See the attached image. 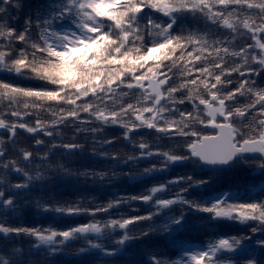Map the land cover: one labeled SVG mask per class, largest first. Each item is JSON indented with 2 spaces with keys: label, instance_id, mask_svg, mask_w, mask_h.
I'll list each match as a JSON object with an SVG mask.
<instances>
[{
  "label": "snow or ice",
  "instance_id": "1",
  "mask_svg": "<svg viewBox=\"0 0 264 264\" xmlns=\"http://www.w3.org/2000/svg\"><path fill=\"white\" fill-rule=\"evenodd\" d=\"M108 126L122 128L130 144L141 129L171 142L168 150L134 145L139 154L124 163L160 160L144 175L184 163L192 173L106 204H46L58 173L108 175L73 171L54 162L56 152L84 153L90 136L92 156L120 162L108 150ZM22 133L35 147L19 146ZM239 167L264 174V0H0V264H56L75 244L71 254L91 264H264V182L255 195H185ZM129 201L149 210L128 215ZM27 203L85 222L14 225ZM184 208L247 231L187 249L180 260L163 251L144 260L151 237L184 226Z\"/></svg>",
  "mask_w": 264,
  "mask_h": 264
},
{
  "label": "trees",
  "instance_id": "2",
  "mask_svg": "<svg viewBox=\"0 0 264 264\" xmlns=\"http://www.w3.org/2000/svg\"><path fill=\"white\" fill-rule=\"evenodd\" d=\"M32 4L39 3V0H29ZM33 86V85H27ZM123 129L118 126H108L104 129V136L113 140V144L108 146V150L115 152L120 157V162L116 163L106 160L101 156H92V143L89 136L88 142L85 143L83 136L79 138L81 143H85L87 151L78 155L65 159L63 153L56 152L53 157L56 163H65L69 168L76 172L85 170L105 172L108 175L103 179L99 176H83L74 175L71 177H63L57 174L59 178L54 179L44 190L43 197L46 204L55 206L71 205V204H106L117 197H130L145 192L146 189L158 185L164 181L173 179L180 175L192 173V166L188 163L176 164L170 167L166 172L156 175H144L143 170L151 167L153 164L159 166L160 160H141L136 163H124V159L128 155H138L139 152L134 148L141 140L147 141L153 148L159 147L161 150H168L172 146L167 140H157L151 130L141 129L140 135H137L130 144L123 136ZM64 138L70 139L72 132L63 130ZM30 134L22 133L19 138V146L25 148L35 147V142L30 139ZM46 140L48 147L52 143H60L59 139L40 137ZM103 138V137H101ZM115 172L116 175H112ZM16 180L13 179V183ZM261 182H264V174L259 169L253 170L249 167H239L230 170L227 173L216 174L214 183L207 189L190 190L185 195L188 199L200 200L203 196H210L221 191L239 192L244 196L245 191L255 195L259 191ZM173 188V192L178 191ZM40 193L34 192L33 197L39 198ZM51 197V200H49ZM128 205L122 206V209L128 215L135 214L132 208H135L139 214H146L149 210L142 202L129 201ZM185 213V224L179 227L177 231L170 233H158L151 237L150 242L145 245L143 259L150 260L154 252L163 251L165 255L162 257L169 260H180L185 250H199L205 247L208 242L215 241L219 238H227L235 235L237 238L247 231L244 225L232 221H212L208 219L207 213L196 212L188 208L183 209ZM178 214V212H177ZM14 225H22L26 227L44 226L50 224L58 227L75 225L85 222V218L81 216L58 215L53 212H44L37 209L34 203H27L18 209L17 214L11 221ZM160 224L168 222L163 216L157 221ZM143 225L136 231L142 230ZM80 245H72L67 253L56 258V264H91L92 258L89 256H77L71 254ZM260 255L259 249L255 253L254 258Z\"/></svg>",
  "mask_w": 264,
  "mask_h": 264
}]
</instances>
